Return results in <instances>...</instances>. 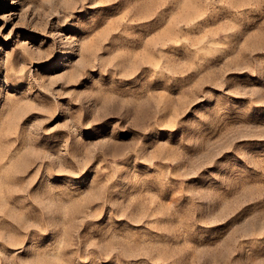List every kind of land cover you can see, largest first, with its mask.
Returning <instances> with one entry per match:
<instances>
[{
	"label": "rangeland",
	"instance_id": "1",
	"mask_svg": "<svg viewBox=\"0 0 264 264\" xmlns=\"http://www.w3.org/2000/svg\"><path fill=\"white\" fill-rule=\"evenodd\" d=\"M0 264H264V0H0Z\"/></svg>",
	"mask_w": 264,
	"mask_h": 264
}]
</instances>
